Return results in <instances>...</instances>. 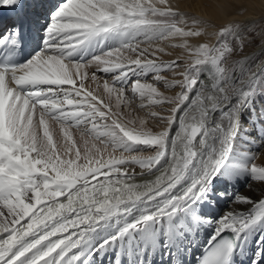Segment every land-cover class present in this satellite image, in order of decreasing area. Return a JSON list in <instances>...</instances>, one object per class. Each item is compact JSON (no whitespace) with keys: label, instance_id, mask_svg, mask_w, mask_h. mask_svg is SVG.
<instances>
[{"label":"snow or ice","instance_id":"1","mask_svg":"<svg viewBox=\"0 0 264 264\" xmlns=\"http://www.w3.org/2000/svg\"><path fill=\"white\" fill-rule=\"evenodd\" d=\"M23 7L0 0V9ZM254 32L172 0L59 3L40 49L0 63V264H90L106 246L116 248L113 264L122 247L151 264L209 224L197 264H231L242 235L264 223V136L250 134L264 124L244 120L264 92V27ZM9 35L19 47L20 28L0 44ZM166 48L180 54L164 60ZM240 175L259 195L217 192L230 207L201 216L202 202L215 203L213 182ZM106 227L113 233L93 244Z\"/></svg>","mask_w":264,"mask_h":264},{"label":"bare ground","instance_id":"2","mask_svg":"<svg viewBox=\"0 0 264 264\" xmlns=\"http://www.w3.org/2000/svg\"><path fill=\"white\" fill-rule=\"evenodd\" d=\"M174 4H178L180 10L187 13L190 16H195L200 19L208 21L210 24L218 25L219 23L224 22L225 20H233L241 24H249L251 28L258 26V31L255 33L258 35L260 29L264 23V0H172ZM223 6V7H222ZM254 22V23H250ZM212 31V29H209ZM204 39V38H201ZM179 40L177 39V43ZM190 43H196L195 39H190ZM162 46H165L163 43ZM259 48V43L253 47L247 49L249 53L257 52ZM167 52H170L171 55L180 54V50H175L171 48H166ZM165 56V55H164ZM260 54H257L259 57ZM258 62V59L257 61ZM264 98V92H261L257 95L255 102L261 103V99ZM263 106V105H262ZM264 109V108H263ZM138 115H143L142 112L137 113ZM152 126V122H150ZM154 127V126H153ZM154 130H158L154 127ZM250 134L255 138L259 139L261 136H264V129H260L258 132L255 126L250 128ZM250 151H259V147L252 145L249 148ZM139 171V169H136ZM139 182V181H138ZM252 183L247 175H240L239 177L226 181L222 179H217L213 182V194L212 198L215 201L214 204H209L207 201H204L199 206V214L201 216L210 218L211 220H216L221 215H217L218 209L224 206L222 214H224L231 204V198L228 195H225L222 198L216 196L217 192L225 193H245V192H254L259 195V188L253 187L249 188V184ZM63 199V198H61ZM212 225L207 226L200 225L198 230H196L191 236L186 235L182 240L177 241L178 245H185L184 247H195L196 245L202 244L199 241H204L205 237H208L212 233ZM114 229L111 227H106L104 229L98 230L94 236L93 244L97 243L100 239H105L113 233ZM264 233V223L258 224L256 227L251 229L246 235L247 239L242 238L238 243L240 244L241 249H248L257 252L258 249L264 250V236L261 234ZM162 238V237H161ZM185 243V244H184ZM175 248V247H174ZM176 248H179L176 247ZM196 248V247H195ZM193 248V249H195ZM123 247L121 248L120 264H125L127 262V256L123 254ZM264 252V251H263ZM116 258V248L115 246L108 247L106 246L102 252L94 254L93 258L90 261V264H113V260Z\"/></svg>","mask_w":264,"mask_h":264},{"label":"rangeland","instance_id":"3","mask_svg":"<svg viewBox=\"0 0 264 264\" xmlns=\"http://www.w3.org/2000/svg\"><path fill=\"white\" fill-rule=\"evenodd\" d=\"M263 26H264V23H263ZM258 26H255L254 25V27H253V29L255 30V32H254V34L258 31ZM259 34V33H258ZM204 39H206V38H204ZM168 43H177V40H174V41H171V42H164V44L166 45V44H168ZM259 43V40H257V43L256 44H258ZM175 50H179V49H175ZM177 55H179V54H174V55H170V56H168V55H165V56H162L161 58L162 59H164V60H168V59H173V58H175V56H177ZM94 70V69H93ZM149 79H150V77H149ZM161 90H163L162 88H161ZM166 94H171L170 92H166ZM261 103L262 104H260V103H257L256 104V102H254V107L256 108V110H257V112L256 113H250V114H248V115H246L245 117H244V120H245V123H247L248 121H249V119H251V120H253V121H257L258 123H261V124H264V121H262V120H260V118H259V115L257 114V113H260L261 112V110H264L263 108H264V98H262L261 99ZM263 105V106H262ZM138 113H140V112H138ZM73 134H74V136H75V138L77 139V141H79V133H77L75 130H73ZM147 154V153H146ZM138 169V168H137ZM224 209V206H222L220 209H218V211H217V215L219 216V215H223L222 214V210Z\"/></svg>","mask_w":264,"mask_h":264}]
</instances>
